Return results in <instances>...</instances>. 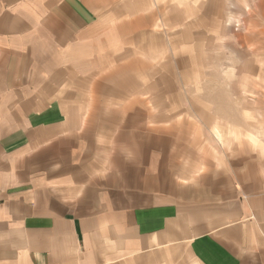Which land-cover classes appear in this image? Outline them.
<instances>
[{
	"label": "crops",
	"instance_id": "1",
	"mask_svg": "<svg viewBox=\"0 0 264 264\" xmlns=\"http://www.w3.org/2000/svg\"><path fill=\"white\" fill-rule=\"evenodd\" d=\"M157 2L0 0V264H264V169L133 94Z\"/></svg>",
	"mask_w": 264,
	"mask_h": 264
},
{
	"label": "rangeland",
	"instance_id": "2",
	"mask_svg": "<svg viewBox=\"0 0 264 264\" xmlns=\"http://www.w3.org/2000/svg\"><path fill=\"white\" fill-rule=\"evenodd\" d=\"M156 2L170 4L153 11L147 63L156 74L166 65L165 52L177 59L170 69H181V77L138 78L133 94L152 103L149 126L176 132L183 123L195 127L201 153L217 169L223 157L264 169V0Z\"/></svg>",
	"mask_w": 264,
	"mask_h": 264
}]
</instances>
